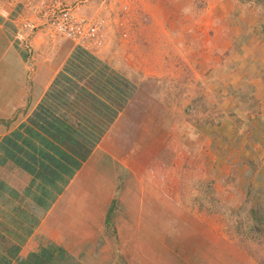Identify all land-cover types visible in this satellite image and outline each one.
<instances>
[{"label":"rangeland","instance_id":"rangeland-1","mask_svg":"<svg viewBox=\"0 0 264 264\" xmlns=\"http://www.w3.org/2000/svg\"><path fill=\"white\" fill-rule=\"evenodd\" d=\"M78 4L99 27L94 46L113 43L118 64L141 79L156 135V156L126 179L113 212L108 264L264 263V233L248 220L264 206V80L249 66L264 58V0ZM218 147L237 160L228 178L204 165Z\"/></svg>","mask_w":264,"mask_h":264},{"label":"crops","instance_id":"crops-1","mask_svg":"<svg viewBox=\"0 0 264 264\" xmlns=\"http://www.w3.org/2000/svg\"><path fill=\"white\" fill-rule=\"evenodd\" d=\"M31 9L0 0V264H108L125 181L157 146L151 107L113 43L78 45L43 26L17 40ZM249 66L264 80V58ZM224 152L204 165L228 178L237 160Z\"/></svg>","mask_w":264,"mask_h":264},{"label":"built area","instance_id":"built-area-1","mask_svg":"<svg viewBox=\"0 0 264 264\" xmlns=\"http://www.w3.org/2000/svg\"><path fill=\"white\" fill-rule=\"evenodd\" d=\"M36 15L35 20H24L17 40L25 39V32H33L43 26L53 37L74 41L78 45H97L102 40L99 27L95 22L74 15V6L79 0H52L48 4L33 7L32 0H25Z\"/></svg>","mask_w":264,"mask_h":264},{"label":"trees","instance_id":"trees-1","mask_svg":"<svg viewBox=\"0 0 264 264\" xmlns=\"http://www.w3.org/2000/svg\"><path fill=\"white\" fill-rule=\"evenodd\" d=\"M248 220L251 221V229L257 234L262 235L264 233V206L252 207L248 210ZM259 235V236H260ZM260 264H264L263 262Z\"/></svg>","mask_w":264,"mask_h":264}]
</instances>
